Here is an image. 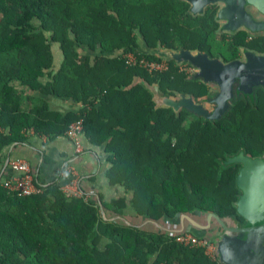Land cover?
Returning <instances> with one entry per match:
<instances>
[{
    "label": "trees",
    "instance_id": "obj_1",
    "mask_svg": "<svg viewBox=\"0 0 264 264\" xmlns=\"http://www.w3.org/2000/svg\"><path fill=\"white\" fill-rule=\"evenodd\" d=\"M159 47L200 51V15L185 0H0V152L30 135L54 141L83 119L88 141L105 146L109 184L123 189L109 201L68 198L59 174L21 198L0 184V264H221L152 222L214 213L245 223L242 166L228 161L264 156V99L235 100L218 121L158 107L151 87L197 103L207 94L173 59L162 73L127 64L131 53L162 61ZM44 96L85 109L63 114Z\"/></svg>",
    "mask_w": 264,
    "mask_h": 264
},
{
    "label": "water",
    "instance_id": "obj_2",
    "mask_svg": "<svg viewBox=\"0 0 264 264\" xmlns=\"http://www.w3.org/2000/svg\"><path fill=\"white\" fill-rule=\"evenodd\" d=\"M193 4V10L200 0H188ZM209 2V0H204ZM215 1V0H211ZM233 2V0H227ZM236 1V0H235ZM243 0H240L242 2ZM258 8L264 11V0H250ZM154 53V52H153ZM155 53L166 59H173L177 64L189 63L197 69L195 79H200V68L208 59L206 55H200V51L189 50H161L159 47ZM264 64V59H254L249 67L258 68ZM210 66L207 65L206 68ZM238 68L239 63L231 64L228 68ZM154 91V101L158 107L172 108L176 112L185 108L188 111L204 117L207 121L220 120L230 109L229 102L232 99V83L224 85L223 95L211 101L217 105L213 113L206 112L200 103L194 98L179 96V100L162 97L158 92V87H151ZM228 163H238L240 168L237 176V184L241 191V196L236 203L238 215L245 221L243 225L231 217L221 218L214 213L206 214H182L179 216L174 228L152 222V224L166 232L179 234L184 231L193 233L195 236L203 238L207 232L212 231L214 225L219 226L221 234L216 242V254L221 264H264V159H252L241 152L238 156L229 159ZM196 216L204 217L206 224L202 225ZM128 224H130L127 221Z\"/></svg>",
    "mask_w": 264,
    "mask_h": 264
},
{
    "label": "flooded vegetation",
    "instance_id": "obj_3",
    "mask_svg": "<svg viewBox=\"0 0 264 264\" xmlns=\"http://www.w3.org/2000/svg\"><path fill=\"white\" fill-rule=\"evenodd\" d=\"M185 1L192 16L200 15V55L208 58L200 68V86L207 90V94L200 97L202 108L213 113L217 105L211 101L224 96V85L230 83V106L235 100L264 99V64L258 68L249 67L252 60L264 59V11L250 0H200V6L194 10L193 4ZM236 63L239 69L228 68ZM207 65L210 67L206 68ZM243 153L252 159H264V156ZM196 219L200 222L199 216ZM162 223L172 227L176 222L164 220ZM213 238L217 239L218 235Z\"/></svg>",
    "mask_w": 264,
    "mask_h": 264
},
{
    "label": "crops",
    "instance_id": "obj_4",
    "mask_svg": "<svg viewBox=\"0 0 264 264\" xmlns=\"http://www.w3.org/2000/svg\"><path fill=\"white\" fill-rule=\"evenodd\" d=\"M58 52L61 53V58L60 61L57 60L58 64L56 65H60L63 60V54L59 48ZM44 98L53 110L63 114H79L85 109V106L73 104L69 100L58 99L53 96H44ZM81 143L84 152L77 158H74V146L71 140L65 136L54 141H49L45 137L30 135L25 143L13 144L6 147L0 152V184L15 174L9 164L13 160L23 159L28 161L37 180L43 186L53 183L59 177V174H61L63 165L71 160L75 167L78 188L84 192L85 196L94 200L103 196L106 201L118 198L123 194V189L111 186L106 178L105 174L109 165L107 163L105 146L92 145L86 138L85 133L81 138ZM129 217L133 219L132 221L135 224L151 231L148 228V224H152L148 221H145L143 218H137L132 214ZM138 219L143 222H136ZM200 223L202 225L206 224L204 217H200ZM152 227L153 231L154 226L152 225ZM215 234L218 237L221 234V230L217 225H214L212 231L207 232L204 238H209L216 243L218 238H213Z\"/></svg>",
    "mask_w": 264,
    "mask_h": 264
},
{
    "label": "built area",
    "instance_id": "obj_5",
    "mask_svg": "<svg viewBox=\"0 0 264 264\" xmlns=\"http://www.w3.org/2000/svg\"><path fill=\"white\" fill-rule=\"evenodd\" d=\"M127 64L137 65L139 64L143 69L149 73L155 72H166L169 70V63L171 59L163 58L162 61H148L146 59L138 60L134 54H127L126 56ZM180 71L187 75H195L197 69L189 63H183L179 65ZM84 135V121L80 119L72 123L67 132L66 136L71 140L74 146V158H77L84 152V148L81 143V138ZM14 175L2 182V186L9 193L15 194L18 197L26 198L38 195L44 189L43 185L37 182L36 175L28 161L23 159H17L9 162ZM61 176L65 180L66 184L62 187L63 192L68 198H85L86 200H93L85 196L78 188V180L76 178V171L73 165V161H68L63 165V170L61 171ZM171 226V225H170ZM168 227V226H167ZM168 228H174L168 227ZM176 242L188 247H199L205 250L206 255L212 259H217L216 254V243L209 238H200L195 236L193 233L184 231L182 233L176 234Z\"/></svg>",
    "mask_w": 264,
    "mask_h": 264
},
{
    "label": "rangeland",
    "instance_id": "obj_6",
    "mask_svg": "<svg viewBox=\"0 0 264 264\" xmlns=\"http://www.w3.org/2000/svg\"><path fill=\"white\" fill-rule=\"evenodd\" d=\"M53 50H54V54L56 53V54L54 55V56H55L56 64H58V63H57V60L60 61V58H61V57H60V54H61V53L58 52V45H55L54 48H53ZM163 51H166V50H163ZM173 99H174V98H173ZM132 220H133V219H132ZM136 222L141 223V222H143V221L140 220V219H138ZM148 228L152 231V228H153V227H152V225L148 224Z\"/></svg>",
    "mask_w": 264,
    "mask_h": 264
}]
</instances>
